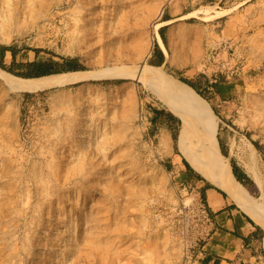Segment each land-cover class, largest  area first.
I'll list each match as a JSON object with an SVG mask.
<instances>
[{
    "label": "rangeland",
    "instance_id": "374dc122",
    "mask_svg": "<svg viewBox=\"0 0 264 264\" xmlns=\"http://www.w3.org/2000/svg\"><path fill=\"white\" fill-rule=\"evenodd\" d=\"M17 1L0 0L6 14L17 7L1 44L128 76L36 91L0 81V264H180L179 230L194 217L183 207L198 193L169 156L179 113H195L175 88L186 78L211 99L210 81L236 85L221 106L190 86L216 107L222 153L252 179L253 160L264 180V0ZM157 44L160 66L149 63ZM142 66L157 67L153 81L134 75ZM151 107L180 120L156 123Z\"/></svg>",
    "mask_w": 264,
    "mask_h": 264
},
{
    "label": "bare ground",
    "instance_id": "6f19581e",
    "mask_svg": "<svg viewBox=\"0 0 264 264\" xmlns=\"http://www.w3.org/2000/svg\"><path fill=\"white\" fill-rule=\"evenodd\" d=\"M13 1L15 2L17 0ZM11 9L13 10L12 15L6 14L5 11L7 10H5V8L0 9V23H4L17 15V7ZM159 40L164 46L160 34ZM164 49L166 53H168V50H166V48ZM147 67L142 66L139 72L134 75H137L139 79L150 80L152 76H154L149 75L150 69L157 67L151 66L150 68L149 66L150 69ZM118 69L109 68L100 69L98 71L78 70L40 77L24 78L15 76L0 68V81L9 90L36 91L52 85L86 80L92 77L128 76L127 72ZM181 83L183 86L175 88V95L191 106L195 113L194 116H189L185 112L179 113L182 119L178 136L179 149L200 173L227 190L237 200L239 205L264 227V180L256 170L253 160L248 169H251L253 172V174H251L260 187V194L258 196L252 195L247 187L235 177L230 160L222 153L217 137V115L211 108L209 102L205 99L201 100L198 98L190 85L185 82ZM174 109L175 108L172 107L171 110L175 111Z\"/></svg>",
    "mask_w": 264,
    "mask_h": 264
},
{
    "label": "crops",
    "instance_id": "0c3cea01",
    "mask_svg": "<svg viewBox=\"0 0 264 264\" xmlns=\"http://www.w3.org/2000/svg\"><path fill=\"white\" fill-rule=\"evenodd\" d=\"M214 81L217 84L210 81L206 86L213 94L212 103L221 106L238 89L229 81ZM151 119L158 123L153 117ZM170 133L173 137L171 131ZM178 135L179 132L177 138ZM169 156L176 164L177 173L182 176L188 187L202 195L214 220L213 231L202 249L197 251L194 264H259L263 261L264 227L251 217L227 190L196 170L178 145L172 147ZM253 180L260 190L257 181Z\"/></svg>",
    "mask_w": 264,
    "mask_h": 264
},
{
    "label": "trees",
    "instance_id": "16d2710c",
    "mask_svg": "<svg viewBox=\"0 0 264 264\" xmlns=\"http://www.w3.org/2000/svg\"><path fill=\"white\" fill-rule=\"evenodd\" d=\"M161 28V36L164 42L166 43V38ZM24 50H31L35 53V58L32 60H20L18 59V55ZM41 52L40 48H32L27 46H17L15 44H1L0 43V67L14 75L20 77H40L44 75H50L54 73L68 72V71H77V70H86L87 67L80 61L77 57H48L45 59H39V54ZM10 54L11 60L10 62L6 61V56ZM165 56L162 49L157 44L155 46V52L152 57L149 59V63L154 66H160L164 63ZM181 80L189 85H191L200 95H202L208 101H211L209 97H207L203 92L190 80L186 78H181ZM112 82H119V80H113ZM217 84V83H214ZM214 111H216V107L212 105ZM152 117L156 119L157 122H161V119L165 117L167 123H172L173 121L179 122V118L175 116L171 111L167 109H158L157 107H151ZM166 123V124H167ZM169 125V124H168ZM170 129V128H169ZM173 138L176 139V129L171 130ZM219 143L221 150L224 154H226L224 141L220 135H218ZM257 149H260V145L255 143ZM184 161L185 158H184ZM187 162V161H186ZM188 163V162H187ZM232 169L235 177L249 189V191L253 192V179L235 162L232 161Z\"/></svg>",
    "mask_w": 264,
    "mask_h": 264
},
{
    "label": "built area",
    "instance_id": "2783aa9c",
    "mask_svg": "<svg viewBox=\"0 0 264 264\" xmlns=\"http://www.w3.org/2000/svg\"><path fill=\"white\" fill-rule=\"evenodd\" d=\"M186 207H191L194 217L187 219L186 225L179 230L182 247L180 264H194L197 251L202 249L213 231L214 220L199 194L190 203H185L183 208Z\"/></svg>",
    "mask_w": 264,
    "mask_h": 264
}]
</instances>
